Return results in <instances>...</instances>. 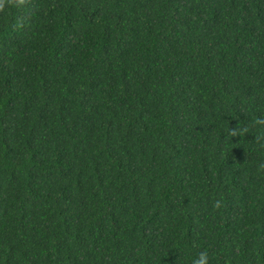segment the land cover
Returning <instances> with one entry per match:
<instances>
[{"label": "trees", "instance_id": "trees-1", "mask_svg": "<svg viewBox=\"0 0 264 264\" xmlns=\"http://www.w3.org/2000/svg\"><path fill=\"white\" fill-rule=\"evenodd\" d=\"M264 264V0H0V264Z\"/></svg>", "mask_w": 264, "mask_h": 264}, {"label": "clouds", "instance_id": "clouds-1", "mask_svg": "<svg viewBox=\"0 0 264 264\" xmlns=\"http://www.w3.org/2000/svg\"><path fill=\"white\" fill-rule=\"evenodd\" d=\"M208 254L206 251L199 254V259L194 261V264H207Z\"/></svg>", "mask_w": 264, "mask_h": 264}]
</instances>
